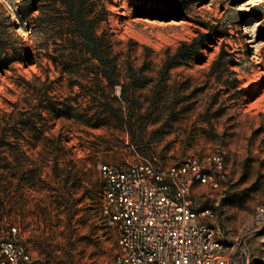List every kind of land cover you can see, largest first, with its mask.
<instances>
[{
  "label": "rangeland",
  "instance_id": "1",
  "mask_svg": "<svg viewBox=\"0 0 264 264\" xmlns=\"http://www.w3.org/2000/svg\"><path fill=\"white\" fill-rule=\"evenodd\" d=\"M21 1L0 0L24 58L0 70V226L16 228L30 264H113L99 165L213 156L224 179L193 184L190 204L232 248L230 264H264V0L99 1L97 34L121 73L108 96L87 65L68 74L50 61L60 41L20 21ZM130 68L142 76L129 85Z\"/></svg>",
  "mask_w": 264,
  "mask_h": 264
},
{
  "label": "built area",
  "instance_id": "2",
  "mask_svg": "<svg viewBox=\"0 0 264 264\" xmlns=\"http://www.w3.org/2000/svg\"><path fill=\"white\" fill-rule=\"evenodd\" d=\"M221 165L215 156L165 170L147 161L99 165L101 214L117 232L113 264H230L232 248L199 222L189 201L193 184L216 187L224 179ZM0 264H30L10 225L0 226Z\"/></svg>",
  "mask_w": 264,
  "mask_h": 264
},
{
  "label": "trees",
  "instance_id": "3",
  "mask_svg": "<svg viewBox=\"0 0 264 264\" xmlns=\"http://www.w3.org/2000/svg\"><path fill=\"white\" fill-rule=\"evenodd\" d=\"M101 0H22L18 4L17 17L21 22H34L40 33L54 43L60 41V50L49 56L50 61L63 72L71 74L82 65H87L99 86V91L108 96L115 85H121L118 56L105 34L98 35L99 22L104 20V12H98L97 3ZM174 11H178L174 8ZM34 12L38 15L32 18ZM5 12H0V70L6 69L14 61H23L20 52L10 43L9 25ZM203 41L194 40L189 47L181 46L179 56L188 57L202 46ZM7 50L13 52L8 57ZM171 63L165 65V70ZM142 70V69H141ZM141 70L127 72L128 83L135 84L141 80ZM106 87H102L103 83ZM101 86V87H100ZM108 89V91H107ZM127 89L122 90V95ZM104 97V95H103ZM104 113L115 115V110L108 104L99 107ZM134 111V107L131 108ZM61 116L65 113L59 112Z\"/></svg>",
  "mask_w": 264,
  "mask_h": 264
}]
</instances>
